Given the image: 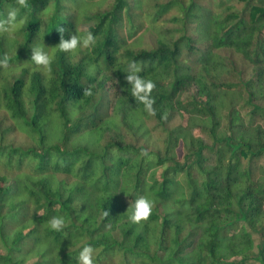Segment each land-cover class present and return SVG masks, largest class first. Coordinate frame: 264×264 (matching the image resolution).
<instances>
[{
    "label": "trees",
    "instance_id": "1",
    "mask_svg": "<svg viewBox=\"0 0 264 264\" xmlns=\"http://www.w3.org/2000/svg\"><path fill=\"white\" fill-rule=\"evenodd\" d=\"M13 7L0 264H77L85 245L95 264H264V0H0V19ZM60 27L96 43L34 71L31 47L51 52ZM133 62L155 115L131 94ZM141 195L155 207L134 223Z\"/></svg>",
    "mask_w": 264,
    "mask_h": 264
},
{
    "label": "clouds",
    "instance_id": "2",
    "mask_svg": "<svg viewBox=\"0 0 264 264\" xmlns=\"http://www.w3.org/2000/svg\"><path fill=\"white\" fill-rule=\"evenodd\" d=\"M16 2L21 8H26L28 6V0H16ZM25 22L26 18L19 16L18 8H10L7 12V17L5 19H0V34L10 33L12 30L22 27ZM57 30L60 33V40L57 45L49 47L52 49L51 52L46 50L43 45L31 47L30 61L35 66L33 70L41 71L42 74L46 76L51 72V64L55 58L54 53L56 50L75 55L78 50L90 49L96 43V37L91 32H88L86 35H80L79 29H76L68 38H65V29L60 27ZM11 59L12 57L8 53H5L3 57L0 58V67L8 69ZM141 71L142 68L133 62L129 67V72L125 79L127 83L131 85V94L135 100L144 105L145 111L149 115H155V109L153 107L155 100L151 97V93L156 88V84L151 79H145L139 75ZM92 87L93 86L84 88L83 96H91ZM164 118L166 119V115ZM142 155L148 156L147 151H143ZM154 207L155 202L153 200L146 195H141L134 202H130L128 212H131V215L129 219L134 223L147 221ZM108 214V212H105V216ZM48 224L53 231H61L66 227L65 218L62 216L52 217ZM94 251L92 246L85 245L77 257V264H95Z\"/></svg>",
    "mask_w": 264,
    "mask_h": 264
},
{
    "label": "rangeland",
    "instance_id": "3",
    "mask_svg": "<svg viewBox=\"0 0 264 264\" xmlns=\"http://www.w3.org/2000/svg\"><path fill=\"white\" fill-rule=\"evenodd\" d=\"M162 1V0H161ZM84 27V26H83ZM12 139L14 138V137H16V134L15 133H13V134H11V136H10ZM128 138H130V137H128ZM183 149H182V147L180 146L179 148H178V156L179 157H182V155H183ZM117 260L119 261V262H122V263H124L125 261H124V257H123V255H121V256H118V258H117ZM32 263V260H30L27 264H31ZM131 264H152V263H150V262H135V263H131Z\"/></svg>",
    "mask_w": 264,
    "mask_h": 264
}]
</instances>
